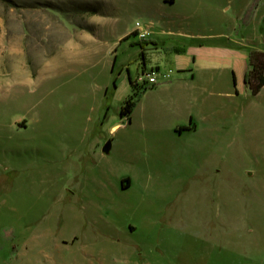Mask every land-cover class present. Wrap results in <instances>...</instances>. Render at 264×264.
I'll return each instance as SVG.
<instances>
[{
  "label": "rangeland",
  "instance_id": "rangeland-1",
  "mask_svg": "<svg viewBox=\"0 0 264 264\" xmlns=\"http://www.w3.org/2000/svg\"><path fill=\"white\" fill-rule=\"evenodd\" d=\"M135 22L220 36L141 55ZM247 41L264 49V0H0V264H264ZM209 44L243 56L201 96L187 65Z\"/></svg>",
  "mask_w": 264,
  "mask_h": 264
},
{
  "label": "crops",
  "instance_id": "crops-1",
  "mask_svg": "<svg viewBox=\"0 0 264 264\" xmlns=\"http://www.w3.org/2000/svg\"><path fill=\"white\" fill-rule=\"evenodd\" d=\"M165 3H168L169 5L174 4V0H164ZM250 8L252 10H255L257 8L256 3L249 4ZM167 23V21H164V23ZM138 22H135V24ZM162 23V22H161ZM138 28L136 25H134V31L132 32L133 35H135L139 40H145L150 41L151 43L145 44L141 48V52L143 54L149 53H159L160 51L164 50L163 42H162V35H172L175 37H181V38H192V37H199L200 40L204 42H209L214 40L219 35H203V34H194L191 32H170V31H164L161 30L159 32H152L151 28L153 26L152 22H149L147 25H142L138 23ZM145 32L146 35L144 38H140L139 33ZM130 35V34H129ZM128 35V36H129ZM128 36L124 37L122 40H125L128 38ZM176 42V41H175ZM248 54L251 50H259L264 51V49H256L253 47V43L248 42ZM178 44V42H177ZM171 49L174 52H182L184 51V45L181 46H172ZM195 57L193 58V61L190 63L191 69L187 70V72L191 75L190 81L192 82V86L194 89L199 92L201 96H204L205 94H214L216 90V85L218 84L219 80L221 79L222 75H225L227 73L233 74V72L240 67L241 65V59L242 56L239 54V51L236 49V47L230 46V45H214L209 44L207 46L199 45V48L195 49ZM241 58V59H240ZM249 69V64H248ZM247 69V70H248ZM144 70V66H143ZM153 70V69H152ZM155 71L158 72V67L155 68ZM143 73V72H142ZM167 74H163L162 78L164 79ZM201 76V84L197 85L195 77ZM196 83V84H195ZM162 85H165V87L169 86H176L179 85V82H163ZM245 85V84H244ZM246 87V86H245ZM247 88V87H246ZM220 93V92H217ZM194 129V126H189L186 131H191Z\"/></svg>",
  "mask_w": 264,
  "mask_h": 264
},
{
  "label": "trees",
  "instance_id": "trees-1",
  "mask_svg": "<svg viewBox=\"0 0 264 264\" xmlns=\"http://www.w3.org/2000/svg\"><path fill=\"white\" fill-rule=\"evenodd\" d=\"M146 42L142 43L144 46ZM141 55L143 53L141 52ZM249 69L244 76V84L252 95H256L264 86V51L251 50L248 54ZM133 98H128L120 110V116L129 118L134 105Z\"/></svg>",
  "mask_w": 264,
  "mask_h": 264
},
{
  "label": "built area",
  "instance_id": "built-area-1",
  "mask_svg": "<svg viewBox=\"0 0 264 264\" xmlns=\"http://www.w3.org/2000/svg\"><path fill=\"white\" fill-rule=\"evenodd\" d=\"M135 25L138 28L139 26L138 23H136ZM145 35H146L145 32L139 33L140 38H144ZM138 81L144 85H150V86L157 84V79L155 78V72L153 70H150V72L146 74L142 73L141 77L137 79V82Z\"/></svg>",
  "mask_w": 264,
  "mask_h": 264
},
{
  "label": "water",
  "instance_id": "water-1",
  "mask_svg": "<svg viewBox=\"0 0 264 264\" xmlns=\"http://www.w3.org/2000/svg\"><path fill=\"white\" fill-rule=\"evenodd\" d=\"M103 148L106 150L108 148V143Z\"/></svg>",
  "mask_w": 264,
  "mask_h": 264
},
{
  "label": "flooded vegetation",
  "instance_id": "flooded-vegetation-1",
  "mask_svg": "<svg viewBox=\"0 0 264 264\" xmlns=\"http://www.w3.org/2000/svg\"><path fill=\"white\" fill-rule=\"evenodd\" d=\"M125 187H128V185L124 186V188H125Z\"/></svg>",
  "mask_w": 264,
  "mask_h": 264
}]
</instances>
